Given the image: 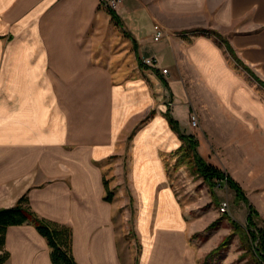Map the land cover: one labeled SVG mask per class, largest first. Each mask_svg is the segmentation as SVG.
<instances>
[{
    "label": "crops",
    "instance_id": "1",
    "mask_svg": "<svg viewBox=\"0 0 264 264\" xmlns=\"http://www.w3.org/2000/svg\"><path fill=\"white\" fill-rule=\"evenodd\" d=\"M115 12L122 27L101 0H0V208L24 195L38 216L70 227L77 264H123L115 212L124 197L137 209L139 264L153 263L159 230L178 233V264H199L166 169L184 143L167 114L239 184L231 164H243L264 213V0H122ZM55 193L61 214L45 205ZM11 231L39 239L23 262ZM4 247L3 264H53L32 224L8 226Z\"/></svg>",
    "mask_w": 264,
    "mask_h": 264
},
{
    "label": "rangeland",
    "instance_id": "2",
    "mask_svg": "<svg viewBox=\"0 0 264 264\" xmlns=\"http://www.w3.org/2000/svg\"><path fill=\"white\" fill-rule=\"evenodd\" d=\"M122 62L125 63V61ZM135 67V61L128 63L127 66L123 64L122 71L130 72ZM170 104L169 102L168 106ZM177 159L178 156L167 158L166 169L169 181L177 190L187 224L192 229V234H195L190 239V244L196 253L198 252L199 264H259L253 252L257 241L251 242L247 233L254 231L255 225L256 227L264 226V213L259 211V216H253L255 225L249 226L247 219L250 213L249 206L253 204L254 193L250 185L253 178L247 176L248 173L243 164L234 162L231 164L233 169L230 172L240 182L247 201L238 199L225 179H215L213 183H208L200 175L193 173L186 162L176 166ZM123 183L128 187L129 180L126 174ZM123 198H119L118 210L115 212L118 250L123 264H139L143 246L136 226L137 209L126 210L128 205H122ZM224 201L227 202V209L221 212L220 205ZM231 219L235 220L239 226L233 227ZM213 222L215 225L208 227ZM219 242L220 249L204 259L208 250L216 247Z\"/></svg>",
    "mask_w": 264,
    "mask_h": 264
},
{
    "label": "trees",
    "instance_id": "3",
    "mask_svg": "<svg viewBox=\"0 0 264 264\" xmlns=\"http://www.w3.org/2000/svg\"><path fill=\"white\" fill-rule=\"evenodd\" d=\"M106 8L116 25L122 27L121 20L116 14L115 9L108 6H106ZM122 32L124 35L129 36L126 30L122 29ZM167 117L172 128L179 133L180 138L184 141L175 152L178 155L175 165L177 166L182 162H186L193 173L200 175L208 183H213L215 179H225L228 187L235 192L236 197L247 201L245 191L240 184L222 172L219 168L206 162L196 150V141L190 135L180 132L176 120H174L171 115L167 114ZM105 187L108 199L110 195L107 192V184H105ZM249 211L247 222L249 226H252L255 225L253 216H255L257 212L252 205L249 206ZM23 223L34 225L37 231L46 239L50 247V259L53 264H77L71 251L72 232L70 227L38 216L28 205L27 197L24 195L18 199L14 206L0 208V250L4 248L7 227L11 225H21ZM213 225H215V222L208 227ZM254 227L255 230L248 231L247 236L250 238L251 242L257 241L256 247L253 248V252L258 259V263L264 264V226L256 227L255 225ZM8 257V250L3 249V252L0 253V264H3Z\"/></svg>",
    "mask_w": 264,
    "mask_h": 264
},
{
    "label": "bare ground",
    "instance_id": "4",
    "mask_svg": "<svg viewBox=\"0 0 264 264\" xmlns=\"http://www.w3.org/2000/svg\"><path fill=\"white\" fill-rule=\"evenodd\" d=\"M74 169H76V167ZM77 171H78V169H77ZM76 174H77V172H76ZM57 194L58 193L53 194V197L49 198V199L52 198L50 200L51 202H49L48 204L45 203V205H47L49 210H54V211L60 210V212L59 211L58 212L61 214L62 206L64 204V200L62 198H60ZM88 214H90V213H87V216H88ZM57 215H58V213H57ZM84 222H85V220H84ZM158 234L159 235H157L156 247L154 248V250H152V254H151V257L155 258L152 264H156V263L157 264H178V262H179L177 260L178 248L175 250L174 246H173L176 244L175 241L176 242L179 241L178 233L175 231L161 232L159 230ZM173 238H174V240H173ZM168 240H170V243L167 242ZM36 242H39V239L31 231H24V233H20L19 235H15L14 233H12V231L10 232L9 244L11 246L15 247V250H16L17 255H18V261L23 262L25 260V258L27 257V255L28 256L30 255V253L32 252V250L34 248V243H36ZM179 246H180V250L181 249L183 250V246H182L181 242H179ZM80 247H81V245H80ZM94 251H95L94 253L96 254L97 257L101 258L104 256V253L101 249L94 248ZM98 252H102V253H98ZM181 254H182V252H181ZM180 263L183 264V262H180Z\"/></svg>",
    "mask_w": 264,
    "mask_h": 264
},
{
    "label": "built area",
    "instance_id": "5",
    "mask_svg": "<svg viewBox=\"0 0 264 264\" xmlns=\"http://www.w3.org/2000/svg\"><path fill=\"white\" fill-rule=\"evenodd\" d=\"M102 4L108 7H111L113 9H116L118 7V5L122 2V0H101ZM164 35V30L161 28V26L159 24H154V40H158L159 38H161ZM155 62L154 58H148L146 60H144L145 64H149L152 65ZM167 71V69L162 68V72L165 73ZM190 124L192 126H196L197 125V117L195 114H191L190 115ZM227 209V202H222L220 205V211L221 212H225Z\"/></svg>",
    "mask_w": 264,
    "mask_h": 264
}]
</instances>
